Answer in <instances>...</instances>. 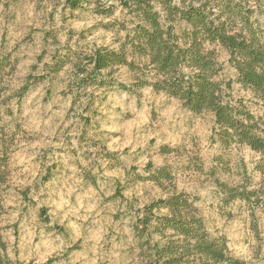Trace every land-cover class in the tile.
<instances>
[{
    "label": "rangeland",
    "instance_id": "374dc122",
    "mask_svg": "<svg viewBox=\"0 0 264 264\" xmlns=\"http://www.w3.org/2000/svg\"><path fill=\"white\" fill-rule=\"evenodd\" d=\"M262 8L256 17L264 28ZM123 27L129 16L115 0L77 8L66 0H0V241L7 258L143 264L133 223L174 185L195 199L207 231L225 239L230 256L264 264V174L253 170L260 154L220 145L211 137V113H192L151 87L82 89L70 62L54 73L74 53L119 47ZM215 49L220 79L233 81L231 98L264 121V106L236 82L226 51ZM116 78L130 83L133 75L120 67ZM163 165L172 184L158 186L148 176ZM244 170L260 202L225 203L216 179L240 185Z\"/></svg>",
    "mask_w": 264,
    "mask_h": 264
},
{
    "label": "trees",
    "instance_id": "16d2710c",
    "mask_svg": "<svg viewBox=\"0 0 264 264\" xmlns=\"http://www.w3.org/2000/svg\"><path fill=\"white\" fill-rule=\"evenodd\" d=\"M83 1L66 0L70 8ZM115 1L129 16L119 47L99 46L87 54L74 53L75 59L56 63L54 73L70 62L74 81L82 89L135 93L148 86L178 99L192 113L209 112L213 116L212 139L224 147L245 145L260 154L253 170L264 174V121L241 99L231 98L233 81L220 79L224 67L215 49L219 46L226 51L236 82L264 106V28L256 17L264 0ZM120 67L133 75L130 83L116 78ZM29 84L26 82L17 96L23 95ZM243 176L240 185L216 179L225 203L251 202L253 197L255 202L260 200L257 191L248 188L250 177L245 170ZM148 179L158 186L172 184L166 165L154 168ZM194 200L172 185L168 195L142 206L132 230L143 264H246L228 254L223 237L210 235ZM0 264H12L2 241Z\"/></svg>",
    "mask_w": 264,
    "mask_h": 264
}]
</instances>
